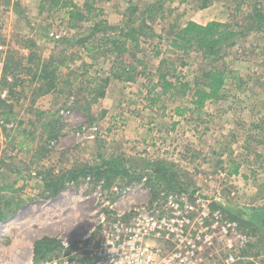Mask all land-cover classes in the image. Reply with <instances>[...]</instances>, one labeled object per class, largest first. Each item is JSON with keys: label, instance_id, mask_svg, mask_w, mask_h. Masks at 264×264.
Returning <instances> with one entry per match:
<instances>
[{"label": "rangeland", "instance_id": "obj_1", "mask_svg": "<svg viewBox=\"0 0 264 264\" xmlns=\"http://www.w3.org/2000/svg\"><path fill=\"white\" fill-rule=\"evenodd\" d=\"M71 1L84 7L85 0ZM91 1L102 8L103 0ZM154 1L117 5L145 10ZM206 1L201 8L204 0H175L162 11L135 15L138 28L150 27L120 56L135 65L134 78L110 83L99 98L114 54L87 53L74 43L89 34L93 18L74 27L60 2L0 0V222L6 223L0 261L24 263L44 237L76 240L93 227L105 202L124 211L169 190L167 182L146 181L154 164L164 162L176 173L174 190L198 187L240 221L250 242L248 258L237 264H264V0ZM101 18L107 20L104 12ZM214 18L240 33L218 55L172 45L174 26ZM51 54L67 64L57 67V59L48 69L54 76L34 78L35 59ZM212 67L227 71L224 89L197 108L194 88ZM164 74L173 86H164ZM110 158L123 159L136 178L116 176L109 184L86 175L65 179L57 191L48 185ZM219 170L235 177L216 176Z\"/></svg>", "mask_w": 264, "mask_h": 264}, {"label": "built area", "instance_id": "obj_2", "mask_svg": "<svg viewBox=\"0 0 264 264\" xmlns=\"http://www.w3.org/2000/svg\"><path fill=\"white\" fill-rule=\"evenodd\" d=\"M216 176L235 177L223 170ZM117 205L105 202L93 227L74 241L61 240L60 251L40 259L32 253L22 264H237L248 258L250 235L198 187L162 191L124 211ZM5 226L0 222V235Z\"/></svg>", "mask_w": 264, "mask_h": 264}, {"label": "trees", "instance_id": "obj_3", "mask_svg": "<svg viewBox=\"0 0 264 264\" xmlns=\"http://www.w3.org/2000/svg\"><path fill=\"white\" fill-rule=\"evenodd\" d=\"M172 1L175 0H155L150 3L145 10L140 6L133 4L125 10L124 19L121 23L111 24L107 20L101 18L103 13L102 8L94 6L93 1L91 0H85L83 8L71 0H52L53 4H58V2H60V7L67 9L69 20L74 27L78 25L76 23L78 20L81 21L93 18L94 24L89 34L76 38L74 43L78 47L81 46L87 53H92L93 51L101 49L106 50L107 53L114 54L115 60L110 68L109 74L105 76L99 84V98L104 97L106 89L112 79L130 81L134 78L133 72L136 69L135 65L127 64L123 58H120V56L129 51L131 47L138 46L141 42V36L145 33L144 30L146 31V29L150 27L148 22H144L141 24V28H138L134 24L136 18L135 15H144L145 13L152 14L156 11H162L164 4ZM176 1L183 3L188 0ZM206 6L207 1L204 0L201 8H205ZM239 34L240 33L237 30L232 28L230 24L226 22L211 20L207 23H199L194 20H189L184 26H174L172 45L183 50L195 48L208 56H216L221 52L222 48L228 47L234 43L232 41L238 38ZM64 42L70 43L71 40L65 38ZM31 55L33 56L32 52L29 53V56ZM60 58L61 56L51 54L47 60L41 58L35 59L34 64L37 71L34 78L46 79L50 76H54L53 71H49L48 69L53 62ZM66 64L65 59L61 58L57 67ZM203 78V81L194 88L192 103L197 108H202L207 100H213L220 97L228 78V73L225 69L212 67L203 72ZM160 79L163 81L166 88L173 86V83L167 80L165 74L161 75ZM47 85L52 87L53 82L50 81ZM187 88L188 84L183 83L181 90L185 91ZM92 99V102L97 101L94 98ZM181 112H184V110ZM237 170L238 168H235L234 171L237 172ZM150 171L149 178L146 180L149 185L154 186L157 183L167 182L169 183V190H174L175 185L170 183L174 180L176 173L170 164L164 162L154 164ZM76 172L77 170L68 171L62 176L60 182L54 183L48 181V185L51 188L54 187V191H57L58 187H61L65 179L75 180L80 176L86 175H91L97 182L104 180L105 183L109 184H111V179H114L116 176H128L131 180L136 178V174L126 168L124 160L121 159V161H119V158L105 160L101 167H86L84 170ZM142 177L143 176L140 175L137 178L141 179ZM5 188H7V186L2 187V189ZM157 188L158 189L155 190L156 192L160 190V187ZM3 217L5 216L0 206V219L3 220ZM61 246V240L52 237H44L36 241L33 253L38 259L44 258L60 251Z\"/></svg>", "mask_w": 264, "mask_h": 264}, {"label": "crops", "instance_id": "obj_4", "mask_svg": "<svg viewBox=\"0 0 264 264\" xmlns=\"http://www.w3.org/2000/svg\"><path fill=\"white\" fill-rule=\"evenodd\" d=\"M121 1H123V0H103V6H102L103 9L102 10L105 14L107 21L111 24H119L124 19V12L125 11H122L121 9H119V7L117 5ZM78 5H80V3ZM214 19H209L208 22L211 20H214ZM118 81H119L118 79H112L110 83H113V82L115 83Z\"/></svg>", "mask_w": 264, "mask_h": 264}, {"label": "water", "instance_id": "obj_5", "mask_svg": "<svg viewBox=\"0 0 264 264\" xmlns=\"http://www.w3.org/2000/svg\"><path fill=\"white\" fill-rule=\"evenodd\" d=\"M261 224H262V226L264 227V217H263L262 220H261Z\"/></svg>", "mask_w": 264, "mask_h": 264}, {"label": "flooded vegetation", "instance_id": "obj_6", "mask_svg": "<svg viewBox=\"0 0 264 264\" xmlns=\"http://www.w3.org/2000/svg\"><path fill=\"white\" fill-rule=\"evenodd\" d=\"M263 217H264V216H263ZM263 217H262V218H263ZM262 218H261V220H262Z\"/></svg>", "mask_w": 264, "mask_h": 264}]
</instances>
